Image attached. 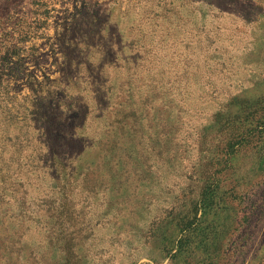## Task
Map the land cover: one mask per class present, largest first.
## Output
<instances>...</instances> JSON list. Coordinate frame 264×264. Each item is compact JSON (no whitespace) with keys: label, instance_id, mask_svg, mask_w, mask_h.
<instances>
[{"label":"rangeland","instance_id":"rangeland-1","mask_svg":"<svg viewBox=\"0 0 264 264\" xmlns=\"http://www.w3.org/2000/svg\"><path fill=\"white\" fill-rule=\"evenodd\" d=\"M0 264H264V0H0Z\"/></svg>","mask_w":264,"mask_h":264}]
</instances>
